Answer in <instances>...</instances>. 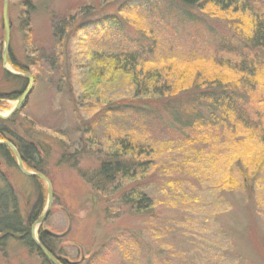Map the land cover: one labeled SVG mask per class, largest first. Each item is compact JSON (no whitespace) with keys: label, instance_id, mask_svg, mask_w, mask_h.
I'll return each mask as SVG.
<instances>
[{"label":"rangeland","instance_id":"374dc122","mask_svg":"<svg viewBox=\"0 0 264 264\" xmlns=\"http://www.w3.org/2000/svg\"><path fill=\"white\" fill-rule=\"evenodd\" d=\"M129 1L134 0H33L35 9L31 11L25 0L9 1L8 68L32 75L35 82L25 106L10 118L6 129L38 145L45 159L44 173L52 182L54 196L43 230L65 232L69 213L72 230L57 244V251L73 263L84 257L80 264H264L262 182L257 181L258 192L253 194L256 202L238 189L226 194L221 186L224 178L236 175L243 159L249 162L243 144L252 145L247 136L252 131L228 123L208 144L199 145L183 142V135L175 128L148 116L131 115L128 109L100 122L108 106H128L133 97L128 84L92 87L83 76L92 43L103 44L111 35L113 44L125 45L126 36L137 38L136 32L145 22L155 28L157 46L153 56L160 66L171 72L182 68L177 66L185 61H194L198 64L189 73L217 74L219 70L212 66V60L238 58L235 48L242 44V35L236 29L244 24L237 25L236 16L205 4L200 11L191 8L196 23L173 14L164 24L155 25L158 15L149 10L141 9L142 16L137 11L132 18L120 15ZM253 5L264 13V0H253ZM3 8L4 0H0V115L8 116L29 84L7 78L3 68ZM113 16L129 23L121 33L96 38L95 34L85 37L81 31L86 23L90 26ZM63 19L65 25L68 21L72 25L61 39L54 29ZM222 42L225 48L220 47ZM14 64L25 70L15 69ZM181 70L188 72L184 67ZM261 84L260 80L251 82L252 90H247L251 94L247 116L257 124L264 123V102L258 103L264 101ZM11 93L16 100L5 97ZM191 95L180 98L186 101ZM163 117L166 123V115ZM87 123L94 127L90 135L85 131ZM121 133L135 135L141 144L151 142L156 150L150 156L154 165L152 175L146 177L149 185L143 188L155 207L143 214L123 207L116 195L103 196L94 189L95 173L103 159L95 152L100 149L104 153ZM258 137L254 139L259 142ZM89 140L93 146L89 142L87 149L84 145ZM256 143V150H264ZM77 151L84 155L70 158ZM63 155L68 163H61ZM7 185L17 196L24 219L40 210L39 219L48 203L47 184L42 180L35 184L0 155V188ZM226 201L230 207L224 208ZM2 245L0 264H43L42 255L27 249L22 241L8 239Z\"/></svg>","mask_w":264,"mask_h":264},{"label":"trees","instance_id":"16d2710c","mask_svg":"<svg viewBox=\"0 0 264 264\" xmlns=\"http://www.w3.org/2000/svg\"><path fill=\"white\" fill-rule=\"evenodd\" d=\"M205 4L213 6L222 14L236 16L237 25L239 22L244 24L243 27L238 26L236 29L242 35V44L235 48L238 58L235 61L231 59L212 60V66L219 70L217 74L205 73V71H203L205 74L189 73L190 69L194 68L192 66L198 64L194 61H185L186 63L183 62L182 65L177 66L182 68H175L171 72L166 66H160V61L155 60L153 56L157 46V37L151 23L145 22L143 26H140V30L136 32L137 38L127 35L125 45L117 42L113 44L110 37L111 32L121 33L125 29L124 25H129L124 18L120 21L113 16L101 23L96 21L90 26H87V23L84 24L86 27L81 31L85 33V37L92 34H95L96 38H100L101 35L102 38L104 35L110 36L103 44L97 41L89 46V58L88 63L83 66V76L87 77L92 87H100L103 86L102 84L106 86H115L116 83L128 84L130 95L133 97L132 103L128 106L122 104L108 106L100 122L109 119L111 115L116 116L122 112H129L137 117L148 116L151 120L155 119L165 126L175 128L180 135H183V142L199 145L208 144L212 137H216L215 132L226 127L228 123H237L251 130L252 133L247 136L253 143L257 142V146L264 148V123H254L247 116L250 108L248 95H251L247 90H252L251 82L258 83L260 80L264 92V13L255 8L253 0H145L144 2L134 0L123 6L119 13L132 18L130 16H136L137 11L138 15L142 16V10H149L158 15L155 25L164 24V21H168L173 14H179L185 22L196 23L197 21L192 19L194 14L191 8L200 11ZM25 5L28 11L35 9L33 0H25ZM139 16L137 17L141 19ZM71 25L69 21L65 25V19L61 20L55 26V35L64 39L66 35L64 33ZM27 26H29V19ZM91 27L92 29H89ZM107 40L108 44H106ZM150 41L155 43L152 45ZM63 46L66 44L63 43ZM220 47L225 48L226 43L222 42ZM12 66L18 70H25L16 64ZM183 67L187 68L188 72L182 71ZM220 71L226 73L223 75ZM5 73L9 79L26 81L6 71ZM61 77L65 78V76ZM190 93L192 95L188 100L180 98ZM5 97L11 100L17 99L14 93L5 95ZM261 102L264 101L260 100L258 103ZM159 105L161 108H158ZM126 109H128L127 112ZM163 115H166V123ZM10 121L11 119L0 118V140L9 141L15 145L28 170L45 175V159L39 146L9 133L6 124ZM85 126L86 134L90 135L94 127L88 123ZM257 134L260 138L259 142L254 139ZM113 141V146L104 153L100 152L99 147L97 148L99 151L95 152L103 159L101 158L99 169L95 173L94 189L103 196L116 195L115 198L123 207L143 214L155 207V202L143 188L149 185L146 177L152 175L154 165L150 156L156 150L151 142L141 144L135 135L121 133ZM89 142L93 146L92 140H89L85 142V148L89 146ZM253 143L252 145L243 144L245 147L243 153L246 154L244 156L249 162L243 159V165L239 167L236 175L230 176L229 179L224 178L221 183L222 188L225 189L224 193H233L235 189H238L251 201L253 194L258 192L257 181L262 182L264 188V150H256ZM0 155L9 164L17 166L15 157L9 148L0 146ZM82 155L84 154L77 151L70 158H78ZM68 162L67 156L63 155L61 163ZM31 180L35 184L41 181L37 178H31ZM17 200L10 185H7L5 189L0 188V247L8 239H17L22 241L30 251H36L42 255L43 264H52L38 250L32 237V228L38 220L40 210L33 212L30 219L26 221L21 214ZM253 202L256 201L253 200ZM229 205L230 203L226 201L222 206L226 208L230 207ZM239 207L246 209L243 205ZM239 225H242L240 220ZM38 238L54 257L63 262L62 264H68L66 258L61 256V252L57 251V244L61 239L46 234L42 228L38 232Z\"/></svg>","mask_w":264,"mask_h":264},{"label":"water","instance_id":"95a60500","mask_svg":"<svg viewBox=\"0 0 264 264\" xmlns=\"http://www.w3.org/2000/svg\"><path fill=\"white\" fill-rule=\"evenodd\" d=\"M9 1L10 0H4V8H3V21H4V28H5V42H4V50H3V68L4 70L15 77L21 78V79H25L26 81L29 82V86L28 89L26 90V92L17 100L16 106L14 107V109L10 112V114L8 116H2L0 115V118L3 120L6 119H10L11 117H13L14 115H16L17 113H19L23 107L25 106L29 95L32 93L33 91V87H34V82L35 79L32 75L29 74H24V73H19V72H14L12 70H10L8 68V54H9V50H10V42H11V24H10V20H9V15H8V9H9ZM0 146L3 147H7L9 148L16 160L17 166L19 168V170L27 177L30 178H37L40 179L42 181H44L47 184L48 187V203L47 206L44 210V212L42 213V215L40 216V218L36 221L35 226L32 228V237H33V241L36 244L37 248L39 251H41V253L45 256V258H47L52 264H62L56 257H54L40 242L39 238H38V232L41 229V227L43 226L44 222L46 221L47 217L49 216L50 212H51V208L53 205V185L52 182L50 181V179L45 176L42 173H35L33 171L27 170L26 167L23 164V160L22 157L19 153V151L17 150V148L15 147V145H13L12 143L8 142V141H1L0 140ZM68 217H69V226L68 229L61 233V234H57L52 232L51 230L48 229H44V232L54 238L57 239H63L65 237H67L71 230H72V219L69 215L68 212H66ZM38 227V230H37ZM85 260L84 257H82L81 261L79 262H70L69 260L66 259V262L68 264H80Z\"/></svg>","mask_w":264,"mask_h":264},{"label":"flooded vegetation","instance_id":"af4514ba","mask_svg":"<svg viewBox=\"0 0 264 264\" xmlns=\"http://www.w3.org/2000/svg\"><path fill=\"white\" fill-rule=\"evenodd\" d=\"M26 82H28V81H26ZM28 84H29V82H28ZM28 86H29V85H28ZM25 92H26V91H25ZM25 92H24V93H25ZM24 93H23V94H24ZM23 94H22V95H23ZM8 142H9V141H8ZM10 143H11V142H10ZM12 144H13V143H12ZM13 145H14V144H13ZM23 164H24V163H23ZM17 167H18V166H17ZM26 169H27V168H26ZM27 170H28V169H27ZM35 223H36V222H35ZM42 227H43V226H42ZM42 227H41V228H42ZM42 229H43V228H42ZM57 259H58V258H57ZM58 260H59V259H58ZM59 261H60V260H59ZM60 262H61V261H60ZM61 263H63V262H61ZM66 263H67V262H66Z\"/></svg>","mask_w":264,"mask_h":264}]
</instances>
